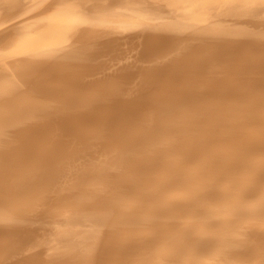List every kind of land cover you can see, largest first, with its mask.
I'll list each match as a JSON object with an SVG mask.
<instances>
[{"label": "bare ground", "instance_id": "6f19581e", "mask_svg": "<svg viewBox=\"0 0 264 264\" xmlns=\"http://www.w3.org/2000/svg\"><path fill=\"white\" fill-rule=\"evenodd\" d=\"M0 264H264V0H0Z\"/></svg>", "mask_w": 264, "mask_h": 264}]
</instances>
